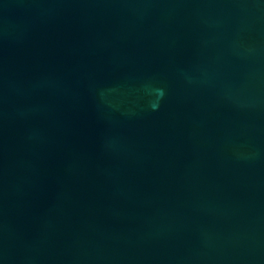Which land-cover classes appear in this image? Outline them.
<instances>
[{"label":"water","instance_id":"95a60500","mask_svg":"<svg viewBox=\"0 0 264 264\" xmlns=\"http://www.w3.org/2000/svg\"><path fill=\"white\" fill-rule=\"evenodd\" d=\"M0 264H264V0H0Z\"/></svg>","mask_w":264,"mask_h":264}]
</instances>
